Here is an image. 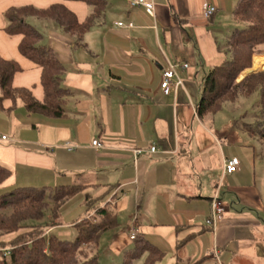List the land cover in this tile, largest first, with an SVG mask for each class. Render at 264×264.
Returning a JSON list of instances; mask_svg holds the SVG:
<instances>
[{"label":"crops","instance_id":"obj_1","mask_svg":"<svg viewBox=\"0 0 264 264\" xmlns=\"http://www.w3.org/2000/svg\"><path fill=\"white\" fill-rule=\"evenodd\" d=\"M149 1L155 16L131 8L127 0H107L100 23L81 43L54 24L39 22L47 37L44 45L66 68L64 86L72 95L67 116L60 119L29 114L21 105L13 112L0 110V132L16 140L0 144V165L13 172L1 191L90 185L87 192L101 206L114 207L118 221L123 212L130 214L126 232L109 231L110 248L118 254L130 248V231L136 229L166 253L161 264H203L211 257L220 264H256L264 260V238L258 235L264 197L255 159L252 166L241 155L249 142L243 146L235 142L237 135L233 139L213 132L196 113L205 77L230 57L225 28L238 0ZM60 2L0 0V55L21 65L14 86L31 89L38 101L44 100L41 69L20 54L21 36L5 32V12L26 6L47 9ZM64 5L81 22L91 13L84 3ZM208 5L216 8L211 18L204 15ZM169 64L188 68L177 70L183 86L172 85L164 94L163 72ZM94 141L104 148L93 147ZM153 146L158 153H149ZM136 149L147 152L137 163ZM234 158L240 171L224 176V160ZM218 191L225 211L209 226ZM83 214L92 217L95 210L87 211L85 205L67 222H79Z\"/></svg>","mask_w":264,"mask_h":264},{"label":"trees","instance_id":"obj_2","mask_svg":"<svg viewBox=\"0 0 264 264\" xmlns=\"http://www.w3.org/2000/svg\"><path fill=\"white\" fill-rule=\"evenodd\" d=\"M59 1L47 9L26 6L10 8L5 12L8 22L5 32L11 36H21L20 54L41 69L40 84L44 100L38 101L29 88L14 86V78L23 68L17 61L6 60L0 55V110L13 112L21 105L29 114L55 119L67 116L65 107L72 93L64 86L66 68L52 48L42 43L43 34L27 19L34 17L53 21L64 33L74 36L81 43L84 35L100 23L108 2ZM64 2L84 3L91 13L81 22ZM233 17L245 26L235 29L224 45L230 57L205 77L196 113L201 120H214L226 103H235L241 95L249 98L259 90L261 121L244 126L243 130L264 142V71L254 73L255 59L264 55V0H238ZM258 61L257 58V70H263L264 64L259 69ZM239 77L245 78L239 82ZM7 102L11 103L9 108L5 107ZM12 178L13 172L0 165V190ZM92 187L85 184L55 188L14 186L0 193V264H100L98 253L101 239L105 233L116 229L119 221L114 207L108 204L101 206L100 201L94 200L87 192ZM84 192H87V211L95 210V214L75 224V240H64L54 234L45 235L48 210L53 219L59 221L63 206ZM132 243L133 247L125 251L120 264H134L143 257V264H161L166 257V253L143 234H138ZM177 264L195 263L179 260Z\"/></svg>","mask_w":264,"mask_h":264},{"label":"rangeland","instance_id":"obj_3","mask_svg":"<svg viewBox=\"0 0 264 264\" xmlns=\"http://www.w3.org/2000/svg\"><path fill=\"white\" fill-rule=\"evenodd\" d=\"M27 22L33 27H35L37 30H39L41 33H43L44 34L43 36H45V32L43 31L44 27L42 23L39 22H49L50 24H54V26H56L58 29L61 30V28L53 21L38 20L34 17H30L29 19H27ZM244 26H245L244 23L236 21L235 19H231L229 23L226 24L225 29H228L226 34L231 36V34L235 29H241ZM42 43L43 44L47 43V37L45 38V41ZM257 58L259 60L258 62L261 63L260 67L263 66L264 55L258 56ZM256 59L254 61V71L256 72L254 73L264 71V69L263 70L260 69V71L257 70L255 63ZM245 77L243 78L239 77L238 81L239 82L242 81ZM259 100H260L259 90L249 98L241 95L235 103H226L222 111L215 117L214 120L205 119L202 121L204 122L207 128L213 129L212 130L213 132L217 130V131H223L229 133L233 139L235 135H237L234 139L236 143H241L243 146H245V142L247 141L249 142V144H246V147H244L243 149L244 151H241V155L243 157V161H246L252 166H253V161L255 159L256 169H257L256 179L264 197V142L260 140V138L258 137H253V138L249 137V135L246 134L243 130L244 126L261 121L260 117H261L262 108L259 106ZM240 149H242V147H240ZM69 185H73V184H69ZM0 193H4V191L0 190ZM224 202L227 203V201ZM84 204H85V193L79 194L70 201H68L66 205H64L63 208L61 209L60 212L61 217L59 221H55L52 217L51 212L48 210V212L46 213L45 231L51 232V234L54 235H58L64 240H68V241L75 240L77 236V229L75 227V224L78 222L68 223L67 216L71 214H73L74 216V214L78 211L79 208L85 206ZM73 216L72 218L74 219L75 216L74 217ZM129 216H130L129 212H123L122 216H119V221L121 222L120 225L116 228L117 231H119V232L116 231L117 234L127 231V228L131 222L130 220L131 218ZM84 217L85 216L83 214L81 218L80 217L78 218V220L81 221ZM262 217L264 219V216ZM72 218L69 217V220ZM60 232L64 234L60 235ZM112 234H113L112 232L109 233L108 231L107 234L105 233L101 239L99 253H98L100 264H120L124 260L125 252L122 251V253L118 254V252H114L110 248V245L113 240ZM258 235L259 238L261 239L264 238V225H263V229L260 232H258ZM263 245H264V241L260 244V249H264ZM132 247H133V243L130 245V248ZM143 263H144V257L134 262V264H143ZM203 264H220V262L218 259L211 257L207 261H204ZM236 264H239V261H237ZM256 264H264V260L263 261L259 260Z\"/></svg>","mask_w":264,"mask_h":264},{"label":"built area","instance_id":"obj_4","mask_svg":"<svg viewBox=\"0 0 264 264\" xmlns=\"http://www.w3.org/2000/svg\"><path fill=\"white\" fill-rule=\"evenodd\" d=\"M128 4L131 8H138L142 7L146 10V12L150 16H155V5L153 1L149 0H127ZM216 12V8L214 6H205L204 8V15L206 18H211ZM118 26L123 27V23H118ZM130 27L133 25L130 24ZM179 68L187 69L188 65H176V64H169L167 69L163 72V83H162V91L164 94H168L170 91L171 86H175L176 88H180L183 86L182 80L179 78L177 74V70ZM16 140L8 135L2 134L0 132V144H13ZM93 147L101 150L104 148L103 144L99 141L93 142ZM67 148L69 150H73L74 147L67 145ZM147 152L142 149H136L133 151L134 155V162L137 163L141 156L145 155ZM150 154H156L158 153V148L153 146L149 150ZM241 169L240 162L237 159H225L223 162V174L231 175L238 173ZM223 182V181H222ZM225 211V208L223 204L221 203V200L219 199V191L217 192L216 197L212 200V214L211 217L207 220V224L209 226H212L215 224L216 219L221 216ZM138 231L136 229H132L130 231V239L135 240L138 236ZM8 252V251H6Z\"/></svg>","mask_w":264,"mask_h":264}]
</instances>
